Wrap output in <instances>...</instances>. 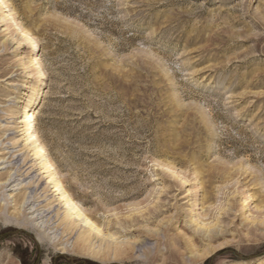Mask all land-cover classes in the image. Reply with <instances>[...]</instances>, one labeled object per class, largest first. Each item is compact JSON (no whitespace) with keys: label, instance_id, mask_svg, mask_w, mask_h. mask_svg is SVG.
<instances>
[{"label":"rangeland","instance_id":"rangeland-1","mask_svg":"<svg viewBox=\"0 0 264 264\" xmlns=\"http://www.w3.org/2000/svg\"><path fill=\"white\" fill-rule=\"evenodd\" d=\"M0 7V149L32 113L55 178L102 233L94 251L61 229L39 242L14 198L35 184L6 189L0 264H264V0Z\"/></svg>","mask_w":264,"mask_h":264},{"label":"bare ground","instance_id":"bare-ground-1","mask_svg":"<svg viewBox=\"0 0 264 264\" xmlns=\"http://www.w3.org/2000/svg\"><path fill=\"white\" fill-rule=\"evenodd\" d=\"M0 2L2 3L3 0H0ZM23 38H25V41L29 42L34 49V39L27 31L24 32ZM29 64L31 66L38 65L36 57H32L29 60ZM38 74L41 75V72H38ZM12 112V109H9V113ZM18 116L15 122H13V130L16 131L13 135L9 136V141L15 140V142L12 143L11 148L4 147L0 149L5 151L9 150L0 157V170H14L13 173L9 171L4 181L0 183V197L3 198L2 200L5 203V207L10 204L7 201V198L10 196L5 195L6 189H8L9 192L26 189L30 190L35 184V190L33 192L24 193V197L16 195L14 198L15 202L20 203L18 207L21 210L19 212H21L22 215H29V220L32 221L33 226L38 228L37 233H35L37 240L39 242H43L44 238L51 240L48 236L54 235V237H56L59 229H61L62 236L64 234L69 236L76 232V240L80 242V245L83 246V248H85L84 245H87L88 248L94 251V248H96L95 244L92 243L94 240V233H97V237H102L101 230L81 212L78 206L67 195L60 181L55 178L52 165L46 159L45 150L38 143L39 141L34 126V115L30 112H26L24 109L19 112ZM24 125H27L25 129H23ZM17 138H21L19 139L21 145H18L20 141ZM12 150L14 152H11ZM23 152L26 158L22 160L23 163L18 165L19 160H16L19 159L18 157L23 156ZM27 152L31 153L29 158ZM7 155H9V158L5 157ZM5 158L7 160H5ZM5 164L8 166L2 167ZM36 171H38V173L32 176ZM30 176H32V181L23 185L24 180H20V177L30 178ZM198 188L199 187L196 186L195 190ZM195 206L196 207L191 210L192 212L200 210V204H196ZM56 223L57 225H55ZM191 224L198 227L199 230H204V223L197 224L191 221ZM84 227L88 228L84 229ZM210 238L211 236L209 235L207 239ZM172 246H174V244ZM188 247V249L193 248L191 241ZM168 250L170 254L174 253L171 252V249ZM173 250L177 252L176 249L173 248Z\"/></svg>","mask_w":264,"mask_h":264}]
</instances>
